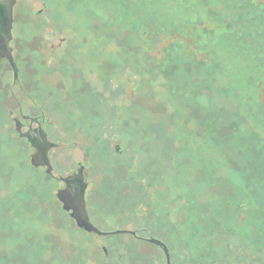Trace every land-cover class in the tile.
I'll list each match as a JSON object with an SVG mask.
<instances>
[{
	"label": "rangeland",
	"instance_id": "1",
	"mask_svg": "<svg viewBox=\"0 0 264 264\" xmlns=\"http://www.w3.org/2000/svg\"><path fill=\"white\" fill-rule=\"evenodd\" d=\"M13 22L0 264H165L129 235L76 227L56 195L79 168L99 231L144 229L171 264L239 258L264 217V0H19ZM33 103L52 176L15 130Z\"/></svg>",
	"mask_w": 264,
	"mask_h": 264
},
{
	"label": "water",
	"instance_id": "2",
	"mask_svg": "<svg viewBox=\"0 0 264 264\" xmlns=\"http://www.w3.org/2000/svg\"><path fill=\"white\" fill-rule=\"evenodd\" d=\"M13 5L14 0L0 2V59L7 62L12 71V80L15 82L18 78V69L14 62L12 48L10 47L12 41ZM15 130L19 134V137L24 138L30 147L34 149V153L30 157L31 166L34 168H44L45 174L51 176L53 170L49 162L48 153L55 145L47 141L41 129L34 131L33 134H21L18 126L15 125ZM57 180L63 183L64 189L58 191L56 197L62 204V209L69 213V217L74 221L79 230L99 237L126 234L135 236L134 232L125 230L110 233L101 232L91 224L85 208L86 184L83 181L82 168H79L76 173L69 177H59ZM146 242L158 247L164 254L166 264H170L169 251L162 242L151 238L147 239ZM103 251L105 252V250Z\"/></svg>",
	"mask_w": 264,
	"mask_h": 264
},
{
	"label": "flooded vegetation",
	"instance_id": "3",
	"mask_svg": "<svg viewBox=\"0 0 264 264\" xmlns=\"http://www.w3.org/2000/svg\"><path fill=\"white\" fill-rule=\"evenodd\" d=\"M2 1H5V0H0V2H2ZM18 1L19 0H14V5H13V9H12V17H13L14 7H16V5H18ZM13 24H14V22L12 23L11 33L13 32ZM12 35H13V33H12ZM10 45H11V43H10ZM12 50H13V48H12ZM12 55H13V52H12ZM13 58H14V56H13ZM14 62H15V58H14ZM15 64H16V62H15ZM16 66H17V64H16ZM17 82H18L17 80L15 82H12L13 83L12 86H16ZM25 96L30 98L29 94L25 93ZM33 106L35 107V109H37V114H23L22 110L18 107V115L19 116H18V118H13V121L15 122V125L18 126L19 132L21 134H24V133L33 134L34 131L41 129L46 136V133L44 130V124L46 121L45 120V114L40 109V107L37 106L35 103H33ZM18 136H19V134H18ZM21 139H24V138H21ZM46 139L48 142H50L48 140L47 136H46ZM32 150L34 151L33 148H32ZM71 175H73V174H71ZM255 210L257 211V208ZM141 231L145 236H138L136 232H134L135 236H131V235H129V236L133 237L136 241L147 243L146 240L150 239V238L146 237V232L144 229H142ZM130 232H132V231H130ZM108 233H110V232H108ZM126 235H128V234H126ZM107 236H109V235H107ZM241 237H242L241 241H243L246 249L245 250L243 249L239 258H214V256L210 255L209 258H191V263L192 264H198L197 262L201 261L200 259H202V262H204V264H261V263H264V217L260 219V216H259V221L253 226L252 229H250L246 232H242ZM151 239H155V238H151ZM155 240H158V239H155ZM158 241H160V240H158ZM160 242H162V241H160ZM162 243L165 245L164 242H162ZM147 244H149V243H147ZM150 245H152V244H150ZM152 246H154V245H152ZM208 250L211 251L212 248L208 247ZM162 254H163V252H162ZM163 256H164V254H163ZM165 264H166V261H165ZM170 264H171V261H170Z\"/></svg>",
	"mask_w": 264,
	"mask_h": 264
},
{
	"label": "bare ground",
	"instance_id": "4",
	"mask_svg": "<svg viewBox=\"0 0 264 264\" xmlns=\"http://www.w3.org/2000/svg\"><path fill=\"white\" fill-rule=\"evenodd\" d=\"M109 5V4H108ZM75 10H77V9H75ZM76 13V12H75ZM78 16H79V14H77ZM106 26V25H105Z\"/></svg>",
	"mask_w": 264,
	"mask_h": 264
},
{
	"label": "trees",
	"instance_id": "5",
	"mask_svg": "<svg viewBox=\"0 0 264 264\" xmlns=\"http://www.w3.org/2000/svg\"><path fill=\"white\" fill-rule=\"evenodd\" d=\"M248 95H251L250 93H247ZM246 99V98H245ZM247 100V99H246Z\"/></svg>",
	"mask_w": 264,
	"mask_h": 264
}]
</instances>
